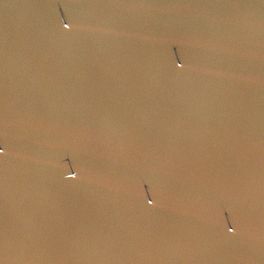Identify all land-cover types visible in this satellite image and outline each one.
I'll return each instance as SVG.
<instances>
[{
	"label": "water",
	"instance_id": "obj_1",
	"mask_svg": "<svg viewBox=\"0 0 264 264\" xmlns=\"http://www.w3.org/2000/svg\"><path fill=\"white\" fill-rule=\"evenodd\" d=\"M0 264H264V0H0Z\"/></svg>",
	"mask_w": 264,
	"mask_h": 264
}]
</instances>
